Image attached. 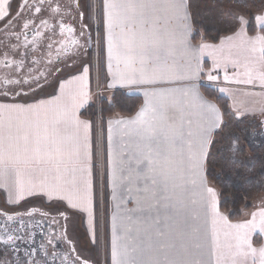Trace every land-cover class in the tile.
Segmentation results:
<instances>
[{
  "label": "snow or ice",
  "instance_id": "obj_1",
  "mask_svg": "<svg viewBox=\"0 0 264 264\" xmlns=\"http://www.w3.org/2000/svg\"><path fill=\"white\" fill-rule=\"evenodd\" d=\"M75 4L79 10L80 0H75ZM158 6L171 9L175 13V18L180 23L179 42L184 45L186 54L193 51L186 43L188 33L192 31L190 27L191 0H103L109 69L111 70L113 60L118 66L124 65L123 71L118 68L111 73L112 81L108 84L109 88L167 83L174 76L175 64L169 65L167 62L170 53L166 45L176 41L177 32L169 31L167 20L161 24V18H149L144 11ZM91 8L92 4L89 3L88 9L91 10ZM59 13L58 0L55 4L53 0H36V3L32 5L28 3V0H0V29H2L0 35L15 36L17 41L20 40L21 35L24 37L22 44L9 46L11 43L9 41V45H5L7 48L5 56L9 52L14 56L19 55V61L14 63L22 67L25 59L37 51L35 45L37 38L41 37L39 30L41 25L47 27L51 33L46 37L49 41L47 48L50 50L55 42L56 25L59 26L61 35L65 31L64 25L57 19ZM84 15L85 13L81 11V20L84 19ZM49 20L53 21V26H49ZM255 20L261 32H264V8L259 10ZM237 23L239 28L233 33L235 37L243 34L248 21L240 16L237 18ZM67 31L72 32L73 29L68 28ZM29 35L32 36L31 40L28 39ZM233 36L227 39H232ZM250 41L252 43L250 51L259 52L260 70L255 76L252 71L246 73L248 76L246 80L232 82L253 84L259 80L260 87L264 88V35L251 37ZM0 43L3 42L0 41ZM71 43L76 44L78 41L73 40ZM21 47L24 49L22 54ZM210 48H212L211 45L202 44L199 46V51L203 53L205 49ZM38 62V60L33 61V63ZM63 64L69 66L70 62L64 60ZM4 65L9 66L7 59L4 60ZM218 67L219 64H214L213 70ZM54 70L59 72L62 68L58 65ZM88 71V67L85 66L83 75L74 77L67 83L70 85L74 81H80L83 84ZM199 71L197 64L193 76ZM40 76L44 77L45 82L47 81L46 73L41 72ZM181 78L188 82L186 87L180 90L182 100L172 99L170 103H162L158 100V98L169 97L171 90L170 92H145L144 95L149 99H146L144 106L138 110L134 118L115 121L117 125L133 126L132 131L137 137V142L134 145L125 146L120 151L119 164L116 168L112 167L111 150L108 155V181L112 199L116 201L118 211H121V205H125L122 209L124 215L120 219L128 222L123 225L125 242L118 246L115 226L117 216H113L112 264H139L135 257H130L129 253L137 251L143 243L142 236H147L149 230H155L157 235H163L159 228L161 211L166 213V219H171L170 213L177 210V205L182 203L179 199H174L176 190L183 193L188 190L189 185L192 189H198L195 195L199 196L202 206L210 207L214 216H220L217 207L219 193L208 185L206 176L209 158L212 157V148L217 143H222L224 139L223 135L221 140L215 139L226 126V121L223 119L224 113L215 104L201 100L198 85L191 82V77ZM207 79L216 81L218 76L209 74ZM225 81H229L227 75H225ZM24 85H27L29 90L43 87L39 76L30 82L20 75L18 79L0 80V97L15 99L20 95H26ZM59 88L63 95L65 83H61ZM219 91L224 93L226 89L220 88ZM90 99L89 92L81 87L68 97L67 103L58 107V118L51 120L47 114L43 117L40 115L41 109L53 103L51 100L28 106L0 103V189L6 192V204L18 205L25 199L26 194L27 196L39 194L64 202L73 210L91 213L90 184L86 179L81 181L76 177L77 172L84 173L88 170L87 152L83 153L82 159L79 144L77 143L75 147L69 146L61 135V125H73L77 128L82 125L85 130L88 129L89 124L76 118V110L88 104ZM100 99L102 103L109 106L117 102L115 95ZM25 113H32L35 118L22 121H14L12 118L13 114ZM261 114L264 115V110ZM194 115L198 117L197 120L193 119ZM194 123L195 131H193ZM111 131L110 126L109 143H111ZM235 143H238V138H233V144ZM229 150L233 154L228 157V162L238 163L236 159L238 149L230 145ZM221 151L223 150L217 149V153ZM173 157L176 159L173 160ZM20 164L25 167L23 169L16 167ZM10 170L16 177L13 188H9L6 182ZM37 172L42 174L38 179ZM36 188L40 189L38 193L34 191ZM196 202L193 200V203ZM128 203H133L135 206L127 208ZM16 215L19 214L0 209V218H6L7 221L0 223V252L16 257L19 264H38L36 259L38 253L35 247L24 246L23 256L20 255L23 237L16 233L23 230V221L20 222L19 227H12L11 222ZM61 215L64 213L61 212ZM249 215L251 218L242 223L228 225L238 230L235 235L237 253L231 264H247L249 257L252 258V264H257L255 259L257 256L259 264H264V243L257 248L253 246L252 239L253 233L264 236V207ZM225 223H227L226 219ZM133 225L136 226V235L131 234ZM91 239L94 244V231ZM49 243L52 241L49 240ZM74 250L73 245L72 251ZM55 261L56 256L53 255L52 264H55ZM0 264H16V261L0 260ZM61 264H68L67 258L62 260ZM70 264H89V261L77 253ZM165 264H177V262L166 260ZM197 264H204V262L198 261ZM216 264H219V260Z\"/></svg>",
  "mask_w": 264,
  "mask_h": 264
},
{
  "label": "crops",
  "instance_id": "obj_2",
  "mask_svg": "<svg viewBox=\"0 0 264 264\" xmlns=\"http://www.w3.org/2000/svg\"><path fill=\"white\" fill-rule=\"evenodd\" d=\"M190 10L193 11V8ZM160 12H172L167 14L165 17H162V20L167 21H178L175 18V13L168 8L160 6ZM241 12V11H240ZM243 16L242 13L239 14V17ZM245 17V16H243ZM179 22V21H178ZM190 27L192 29V23L190 21ZM190 31L188 33V37L190 38L192 33ZM178 36V35H177ZM189 41H191L189 39ZM192 43V42H191ZM193 51L186 54L184 52L183 60L184 62H189L194 58L197 61V64L205 62L204 55L207 57L210 56V50L204 51L203 55L199 51V45L189 44L187 45ZM179 47V46H174ZM226 50V48H225ZM174 50H168V52H173ZM227 52V51H225ZM102 56V64L104 61L103 50H101ZM237 57L231 54V58L227 65L235 62ZM220 64L222 63L221 58L219 59ZM226 62V60H225ZM206 63V62H205ZM207 64V63H206ZM219 64V65H220ZM209 70H208V69ZM214 66L211 67L209 64L205 66L206 72L202 79L200 77V72L197 74V77H193L194 70L190 73V76L193 77L191 80H195V84H199L200 80H208L207 77L209 74L218 76L219 88H224L226 91L224 93L219 92L220 96H223L227 99L228 105L230 102V111H232V107H237L232 112H239L243 105L249 104L252 102V98L260 100L264 99L263 97L256 96L254 94L246 95V94H235L234 91L231 90L232 87L236 85H241L234 83L229 79V81H225V78L222 77L221 67L219 66L215 70H213ZM89 71L86 75L83 84L80 81H74L72 84H68L69 80H72L74 77L83 75V69L74 73L68 74L63 79L58 80L55 84L50 85L44 93H39L31 97L27 98H17L14 100H2L0 99V103H10L17 104L21 106L34 105L40 101H53L51 105H47L44 109H41L40 115L43 117L47 114L48 118L55 119L58 118V107H62L65 103L68 102V97H70L73 93L77 92L81 87H83L84 91L89 92L90 101L84 107L76 110V118L81 122L89 124L87 130L81 125L79 128L73 125H61V135L64 137L69 146L75 147L77 143L79 144L82 159L83 153L87 152V171L84 173L77 172L76 177L78 180H87L90 184V193L92 198V211L91 213L82 210H73L66 205V203L58 201L56 199H49L43 195H32L25 196V199L22 200L18 205H11L5 203L6 192L4 189H0V200L8 207H18L22 206L25 203L30 201V204H35L41 202L42 206L60 208L66 213H72L80 218V225L86 231L87 237L92 236L93 231H96L98 235V231L100 229V222L98 218V206L102 203L104 206L105 202V264H112V243H113V216H117V220L115 222L116 226V237L117 245L123 244L125 241L123 237L125 236L123 225L127 224V221H122L120 217L124 215L122 209L125 205H121V211H118L116 206V201L112 199L111 188L109 186L108 181V172H109V164H108V155L111 150L112 154V167L116 168L119 164L120 159V151L128 145H134L137 142V137L130 129L129 133H123V140H116L111 137V143H109V127L111 126L110 122L104 121L101 122L103 130H99V120L91 119L83 115L84 111L94 102L96 101V93H95V85L93 80L91 79V68L88 67ZM111 70H112V62H111ZM109 69V62L106 63V72L107 78L106 80H112V72H115L114 69L111 71ZM208 70V71H207ZM233 70V69H231ZM206 73V74H205ZM185 76L186 73H185ZM188 77V76H187ZM184 80V79H181ZM217 81V80H216ZM187 82V81H186ZM215 82V81H212ZM210 83L211 85L213 83ZM61 83H65V90L63 95L61 94V90L59 85ZM199 87V86H198ZM115 90V89H113ZM199 92V90H198ZM137 94L140 96L142 101V106H144L146 99H148L143 92L140 93H130ZM254 95V96H252ZM57 97H61L57 100ZM207 101V100H206ZM209 102V101H208ZM141 106V107H142ZM232 106V107H231ZM140 107V109H141ZM139 109V110H140ZM234 117H237L232 113ZM243 116V115H242ZM134 116L130 118H134ZM13 120H25V119H34L35 116L32 113L25 114H13ZM124 118V119H130ZM193 131H195V124H193ZM101 134V135H100ZM176 158L173 157V160ZM16 167H20L23 169L25 165L20 164L16 165ZM43 167V166H42ZM42 174L37 172L36 178L38 179ZM49 175H54V173H49ZM70 178V176H69ZM15 173L11 170L9 171L8 176L6 177V182L9 188L14 187L15 183ZM190 179V178H189ZM207 180V178H206ZM102 182H105V188L102 186ZM208 185L213 187L211 183L207 181ZM81 187L83 184L81 183ZM215 188V187H213ZM216 189V188H215ZM35 192H39L40 189L36 188ZM198 189H192L191 185L187 191L181 193L179 190H176L174 193V199H179L182 201L181 204L177 205V210L170 213L171 219H166V213L161 211L160 213V225L159 228L162 231L163 235H157L155 230H149L147 236H142L143 243L140 244L137 251L130 252V257H135L139 264H155V262H159V264H165V261H176L177 264H197L198 261H203L204 264H216V261L219 260V264H231L234 257H236L237 241L235 239V235L238 230L230 228L228 225L235 223H242L246 219H250V213L258 212L262 207H264V196L256 199L254 201V205L250 211L246 212L243 217L238 221H230L225 212L219 209V204L217 200V207L220 213V216H214L210 207L202 206L199 196L195 195ZM218 192V190L216 189ZM219 193V192H218ZM105 198V199H104ZM193 200H196V203H193ZM135 205L133 203H128L126 205L127 208H133ZM100 212V211H99ZM97 215V216H96ZM135 215V214H134ZM220 217H224L227 221L225 223V219H221ZM259 219V218H258ZM102 220V219H101ZM135 225H133L132 235H136ZM88 231V233H87ZM253 246L259 247L262 243V238L260 235L253 233ZM261 239V240H260ZM214 253V254H213ZM257 264H259V257L256 258ZM247 264H252V258H248Z\"/></svg>",
  "mask_w": 264,
  "mask_h": 264
},
{
  "label": "rangeland",
  "instance_id": "obj_3",
  "mask_svg": "<svg viewBox=\"0 0 264 264\" xmlns=\"http://www.w3.org/2000/svg\"><path fill=\"white\" fill-rule=\"evenodd\" d=\"M89 3L92 4L91 10L88 9ZM102 4H103V0H82L83 10L85 11L86 17L88 18L87 27H88L89 34L91 36V44H92L91 48L92 49L90 52L89 61L85 63L83 66H81V69H83L85 66L87 67L90 66V68L92 69L91 79L93 80L94 85H95V93L97 94V98L98 99H100L101 97L110 98L112 93L115 91H122L128 96L140 97L137 94H130V93L170 92L171 90V94L169 97L158 98V100L162 103H170L172 99L182 100V91L180 90L185 88L188 82H186L185 80H181L182 79L181 77H184L185 73L188 77H191L190 73L192 72V70H194V72L196 71L197 61L195 58L189 62H184L183 60L185 49H184V45H182L179 42L180 23L178 21H168V24H167L169 31L175 30L178 35L175 42H170L166 45L167 50H174L173 52H168L170 53L168 61H167L168 64L169 65H172L173 63L175 64V73H174V76L170 78L169 82L158 83V84H142V85L134 84V85L124 86V87L117 86L115 88L108 87V84L111 83L112 80H106L107 78L106 63L109 62V60H108L107 31H106V27L104 24ZM191 8H193V11L191 10L193 18H194L193 20L196 23H200V21H202L204 28L210 32L209 37L213 39L210 41H203V38L201 37L200 42L195 44L193 43L191 39L192 38V35H191L190 38L189 37L187 38V41H186L187 45L192 44V43L195 44L196 46L197 45L200 46L202 44L211 45L212 48L204 50V51H207V50L211 51L209 57L204 55V60L207 64L213 67L214 64H220L219 59L221 58L222 63L219 66L221 67L220 70L222 73V77L224 78H225V75H227L229 79L231 80H246L248 78L246 73H248L249 71H252L253 75L255 76L260 70L261 62H260L259 52L257 51L256 53H252L250 51L252 47L250 38L257 36V35H262L259 31L260 28L257 26L255 16L259 13L260 9L264 8V2L261 3V6L259 8L257 5L252 6V12H254L252 15L253 26L255 27L256 32L252 34L249 33L247 30V25H248L247 23L243 29V34L239 37L233 36L234 31L239 28L237 20L235 18H232L222 13V12H226L227 10L225 7L224 8L220 7L216 0H191ZM233 8H235V6ZM235 9H237V7ZM144 11H145V15L148 16L149 18H152V19H155L157 17L161 18V24H163V22L165 21V20H162V17H165L169 13L172 14V12H160V6L156 8H148ZM239 14H240V10H237V11L235 10V12H233V16L237 18L239 17ZM229 15H231V13H229ZM244 19L246 20L245 17ZM191 33H193V30ZM230 36H233V38L227 39V37H230ZM189 39L191 41H189ZM174 46H179V47H174ZM256 47L258 49L259 45L257 44ZM101 50H103V54H104L103 64H102ZM231 54L237 57V59L235 60V62L231 63L230 65H227V63H229L230 61ZM201 55H203V53ZM204 63L202 62L199 66L200 77L202 79H204L202 75H204V72H206ZM118 68L119 70L123 71L124 65L120 64L118 66L116 61L113 60L112 70L114 69V71H117ZM198 75H195L193 77H197ZM191 82L195 83V80H191ZM211 82L212 81H208V80H200L198 84L199 86L198 90H199V95H200L201 100L203 101L207 100V102L209 101L215 104L214 102L207 99L202 93V87H206L216 92L219 95L220 91H218V88H219L218 80L215 82H212L213 83L212 85L210 84ZM231 90L234 91L235 94H246V95L254 94L256 96L258 95L264 98V88L260 87L259 80H256L253 84L241 83V85H236L232 87ZM45 91L46 89L43 91V93ZM147 98L149 99V97ZM252 99H253L252 102H250L249 104L243 105L239 112H232V111H234L235 109H237L238 106H241V105H238L237 107L231 106L232 111L230 112L238 116L239 117L238 119L243 118L242 115L244 116L247 115L252 118H255L254 115H257L258 117L264 116L261 114L262 110H264V99H260L257 101L254 99V97ZM141 106H142V101H141ZM138 110L136 111V113L138 112ZM229 110H230V102H229ZM124 118H130V117H122L119 115H115L105 120V122L108 120H109L108 122H110L111 120H114L111 122V129H112L111 137H113L116 140L117 139L123 140V133L124 132L129 133L130 129L132 128L131 125L121 126L115 123V121L118 119L126 120ZM193 119L197 120L198 117L194 115ZM101 122L102 121L100 120L99 130L100 129L103 130ZM251 139L252 138H250V140L247 142V145H249L250 150L253 147L256 148V146L253 144L254 141ZM257 142L260 143L261 140ZM105 184H106L105 182H102L103 188H105ZM260 197L262 196H258L257 199H259ZM1 204H2V208L6 209V211L10 213L23 212L30 208V201L25 203L22 206L11 207V208L6 206L2 201H1ZM35 204L37 205V207H41V208L45 207L46 209L51 210L52 212L53 211L57 212V210H60V208L55 209L53 207L49 208L47 206H42L43 204H41V202H38ZM105 211H106L105 202H104V206H102V203H100V205L98 206V214H97L99 221H101L100 229L98 231V235L96 231V237H95L94 244L92 242V239L90 237H87L86 231L81 227L80 218L75 219L74 217L75 227L73 231L70 230V235L72 234V232H74V239L76 241V247H78V250L83 252L86 256L90 257L91 261L94 264H105V228H104L105 227V221H104ZM74 215L75 214H72V216ZM24 225L25 224L23 223V226ZM19 226L20 224L18 225V227ZM43 227L39 231L44 236L48 237L50 230H48L47 228L43 229ZM261 238L262 240L261 239L260 240L262 241V243H264V236H261ZM26 242H27V239L24 236L23 243H22L23 246H22L21 251H23L24 246H26ZM52 248H53V251L58 252L57 248H54L53 246ZM37 252H38V255L36 259H37L38 264H45V261H47V264H52L54 253L51 252L49 254L48 249H46V247H44V249L39 250ZM45 253H47L46 256H45ZM62 260H65V258H62ZM62 260L58 261V264H61ZM91 261L89 262L91 263ZM16 264H19L18 260H16ZM68 264H70L69 260H68Z\"/></svg>",
  "mask_w": 264,
  "mask_h": 264
},
{
  "label": "flooded vegetation",
  "instance_id": "obj_4",
  "mask_svg": "<svg viewBox=\"0 0 264 264\" xmlns=\"http://www.w3.org/2000/svg\"><path fill=\"white\" fill-rule=\"evenodd\" d=\"M56 2L57 0H53L54 4ZM28 3L30 5L35 4L36 0H28ZM58 3L60 5V13L57 19L64 25V33L61 35L60 28L56 25L55 42L49 50L47 48L49 41L46 37L51 33L47 27L41 25L39 28L41 37L37 38V44L35 45L37 51L30 54L25 59L22 67H18L17 64L14 63L15 61H19V55L14 56L9 52V54L5 56V52L7 51L5 45H9V41L11 42L9 46L17 43L22 44L24 37L21 35L20 40L17 41L15 36L0 35V41L3 42L0 43V80L18 79L20 75H22L24 79H28L31 82L33 78L39 76L41 83L43 84V87L35 88L34 90H29L27 85H24L23 88L27 94L20 95L15 99H24L41 92L43 93L48 86L55 84L58 80L63 79L68 74L76 73L81 69V66L89 61L92 44L91 36L87 27L88 18L85 14L84 19L81 20L80 16L81 11L85 13L82 0H80L81 8L79 10L76 8L75 0H58ZM13 7L15 8V5ZM45 17H47V13H45ZM37 23H39V21H37ZM49 26H53V21L49 20ZM68 28L73 29V31L68 32ZM0 31H2V29H0ZM28 39L31 40L32 36L29 35ZM73 40L78 41V43L72 44L71 42ZM23 51L24 49L21 47V54ZM5 59L9 61V66L7 67L4 65ZM34 60H38L39 62L33 63ZM64 60L70 62L69 66L63 64ZM49 61H51V63H49ZM58 65L62 68V71L56 72L54 69ZM41 72L47 74L46 82L44 77L40 76ZM0 99L14 100L3 97H0ZM259 121L264 124V118H259ZM262 131L264 132V128ZM0 209H4L2 208L1 200ZM61 212H63L64 215H61ZM15 213H18L19 215H16V218L11 222L12 227H18L21 221L25 224L23 230L16 233V235H20L23 238L25 236L27 239L26 245L35 247L37 251L46 247L49 254L52 252L54 253L53 255L56 256L55 264H58V261L62 260V258H67V260L71 261L75 258L77 253L87 261H91L90 257L86 256L83 252L78 250V247H76L74 232L70 235V230L73 231L75 227L74 217L75 219L78 218L77 215L72 216V213H66L62 209L57 210V212H52L45 207H37L36 204H30V208L26 211ZM28 213H31V215H28ZM6 222V218H0V223ZM42 227L43 229L47 228L50 230L48 237L44 236L39 231ZM49 240H51L52 243H49ZM41 245H43V247H41ZM73 245L75 247L74 251H72ZM22 246L23 245L21 244V250ZM52 246L57 248L58 252L53 251ZM20 255L23 256V251H21ZM10 259L14 261L17 260L16 257L11 256L8 253L0 252V260L8 261ZM89 264L94 263L91 261Z\"/></svg>",
  "mask_w": 264,
  "mask_h": 264
},
{
  "label": "trees",
  "instance_id": "obj_5",
  "mask_svg": "<svg viewBox=\"0 0 264 264\" xmlns=\"http://www.w3.org/2000/svg\"><path fill=\"white\" fill-rule=\"evenodd\" d=\"M216 1L220 7L226 8L227 11L222 13L236 20L237 17L233 16V12L240 10V13L248 21V32L251 34L256 32L253 26L252 15L254 12H252V6L257 5L259 8L264 0ZM234 6L237 9L233 8ZM193 19L192 15L193 33L191 39L193 43H199L201 37L203 41L212 40L213 38L209 37L210 32L204 28L202 21L196 23ZM259 31L264 35V32ZM204 64L205 66L207 65L206 63ZM202 93L221 109L224 113L223 119L226 121V126L215 137V139L221 140L223 135L224 139L222 143H217L212 148V157L209 158L206 178L219 192V209L226 213L230 221H238L246 212L251 210L258 196H264V134L262 131L264 124L259 121V118H264V116L258 117L254 115L255 118H252L243 115V118L238 119L230 112L228 101L225 97L206 87H202ZM113 95H115L117 101L115 104L109 106L106 103H102L101 99H98L84 111L83 115L91 119L98 117L99 120L104 122L115 115L132 117L141 106L140 97L128 96L122 91H115L111 96ZM101 108H103V111H101ZM233 138H238V143L233 144ZM250 138H252L251 140L254 141L253 144L256 146V148L253 147L251 150L249 145H247ZM260 140V143L257 142ZM230 145L238 149L236 159L239 162L236 164L228 162V157L233 154L229 150ZM217 149H222L223 151L217 153Z\"/></svg>",
  "mask_w": 264,
  "mask_h": 264
},
{
  "label": "built area",
  "instance_id": "obj_6",
  "mask_svg": "<svg viewBox=\"0 0 264 264\" xmlns=\"http://www.w3.org/2000/svg\"><path fill=\"white\" fill-rule=\"evenodd\" d=\"M97 95V94H96Z\"/></svg>",
  "mask_w": 264,
  "mask_h": 264
}]
</instances>
